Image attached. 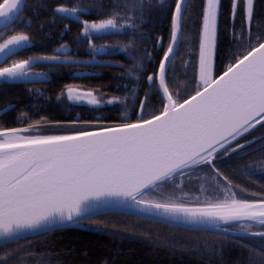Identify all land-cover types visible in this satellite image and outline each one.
<instances>
[{"label":"snow or ice","instance_id":"snow-or-ice-1","mask_svg":"<svg viewBox=\"0 0 264 264\" xmlns=\"http://www.w3.org/2000/svg\"><path fill=\"white\" fill-rule=\"evenodd\" d=\"M25 2L0 0V82L3 83L47 82V72L34 71L40 64L48 68L96 64L97 56L114 55L116 50L107 45L97 48L94 40L126 33L128 29L134 36L144 15V0H111L110 13L105 12L102 0L60 4L54 15L83 25L78 39L87 40L93 59L87 62L71 59L67 44H61L52 55L16 59L22 50L31 47L27 33L9 32ZM160 3L163 6L164 0ZM187 4L188 0H175L169 43L159 60L158 72L147 76L149 89L155 90L159 97V112L146 114L150 102L146 93L139 100V118L115 127L34 134L33 129L51 123L41 118L26 127L0 129V264H42L40 260L26 259L35 255L34 246L27 247L21 241L31 243L33 237L46 236L65 225L103 224L100 217L112 209H121L140 221L203 231L237 242L245 237H258L259 251L249 264H264V199L238 198L232 180L216 163L254 143H241L240 138L264 122V30L258 27L253 31L254 0H231L233 26L242 12V27L239 32L230 33L234 58L222 74L214 76L223 5L222 0H203L196 88L194 94L184 98L172 91L175 87L172 66L184 37ZM94 10L104 18L93 22L82 19ZM135 44V40H130L116 48L132 61L126 75L139 82L143 64L141 54L134 50ZM157 46H162V38L157 39ZM143 55L151 60L150 52ZM183 64L187 68L189 61ZM62 95L57 96V101ZM66 95L70 104L100 107L102 103L92 91L77 90L72 85L67 86ZM129 95L136 98L135 87L123 99L112 97L106 104H121L126 109L124 101ZM257 170L264 174V162L258 169L249 165L247 174L255 175ZM209 171L215 174L214 181L224 182L216 183L223 195L207 193L203 184L194 197L182 190L185 181L204 179L200 174ZM168 247L175 245L170 243ZM196 250L199 251L198 246ZM214 251L209 249L210 253Z\"/></svg>","mask_w":264,"mask_h":264},{"label":"trees","instance_id":"trees-1","mask_svg":"<svg viewBox=\"0 0 264 264\" xmlns=\"http://www.w3.org/2000/svg\"><path fill=\"white\" fill-rule=\"evenodd\" d=\"M72 0H26L22 13L16 20L10 33L22 31L31 39V47L22 50L16 59H26L33 55H52L61 44L70 48L69 57L80 62L93 59L89 52L87 40L81 42L80 33L83 25L70 19H61L54 15L55 8ZM99 2V0H98ZM105 12H111V0H102ZM223 11L219 18L218 51L214 59V76H219L234 58L232 36L234 30L242 27L241 12L234 23L230 18L231 0H222ZM175 0H144V15L140 18L139 31L130 35L126 33L106 35L94 40L97 48L107 45L115 48L116 54H102L96 57L98 63H82L78 66H59L48 68L40 64L34 68L37 72H47V82L3 83L0 82V129L26 127L44 118L43 128L33 129L34 134H66L75 131L97 130L103 127H115L121 122H135L139 118V100L148 93L150 102L146 114L151 115L161 110L159 97L155 90L149 89L147 76L159 69V60L167 48L171 32V12ZM203 0H189L187 15L184 20V37L179 45V56L172 66L175 73L173 93L186 98L194 94L196 83L195 65L198 58V33L201 24ZM253 31L259 27L264 30V0H254ZM104 18L95 10L82 17L89 22ZM68 29L65 30V25ZM30 25V26H28ZM162 38V46H157V39ZM135 40L134 50H138L142 59V72L139 82L126 75V69L132 61L120 53L117 45ZM243 51V49H241ZM146 52L152 54L151 60ZM63 58V57H62ZM189 61L184 67L183 61ZM10 63V61H9ZM76 74V75H73ZM78 90L92 91L102 102L100 107L87 104H70L67 100V86ZM125 85H128L127 89ZM137 90L133 99L130 95L124 101L127 105H107L112 97L124 98L125 93ZM156 88L157 82H156ZM57 101V96H61ZM126 113V114H125ZM90 121L91 124L79 123L69 125L56 122ZM264 122L240 138L241 143L254 141L245 149L222 157L216 163L221 171L232 180L233 191L238 198L248 200L264 199V174L259 170L255 175H248V166L264 162V134L257 131ZM235 143V142H234ZM204 179L185 181L184 192L196 196L201 184L207 193H212L216 183L214 173L200 174ZM239 185L240 187H236ZM244 188L245 191H240ZM258 193L253 196L251 193ZM213 194V193H212ZM103 224L85 223L82 226H68L49 233L46 236L33 237L31 243L21 241L27 247L34 246L35 255L28 260L48 261L50 264H249L251 257L259 251L258 237H245L240 242L225 239L222 236L209 235L203 231H187L183 228L168 227L165 224L140 221L133 216L108 213L100 217ZM115 226V227H114ZM115 232L116 235L110 233ZM175 247L169 248L168 244ZM197 246L199 251H197ZM214 249V252H209Z\"/></svg>","mask_w":264,"mask_h":264},{"label":"rangeland","instance_id":"rangeland-1","mask_svg":"<svg viewBox=\"0 0 264 264\" xmlns=\"http://www.w3.org/2000/svg\"><path fill=\"white\" fill-rule=\"evenodd\" d=\"M129 30V29H128ZM127 30V31H128ZM213 68H214V65H213ZM213 72H214V70H213ZM78 90V89H77ZM80 104H87V103H80ZM88 105V104H87ZM257 137H255V139H257L258 138V136L259 135H263L264 134V126H262L258 131H257ZM212 193L213 194H220V195H223V193H219V190H214V191H212ZM194 197V196H193Z\"/></svg>","mask_w":264,"mask_h":264},{"label":"water","instance_id":"water-1","mask_svg":"<svg viewBox=\"0 0 264 264\" xmlns=\"http://www.w3.org/2000/svg\"><path fill=\"white\" fill-rule=\"evenodd\" d=\"M189 1V0H188ZM159 70V69H158ZM157 87H159V85H158V81H157ZM160 95L162 96V93H160ZM263 123V122H262ZM260 124H258V125H256V127L257 126H259ZM255 127V128H256ZM254 129V128H253ZM252 129V130H253ZM108 213H118V214H124V215H126L124 212H123V210H121V209H112V210H110ZM130 216V215H129ZM68 226H71V225H65L64 227H68ZM63 227V228H64Z\"/></svg>","mask_w":264,"mask_h":264}]
</instances>
